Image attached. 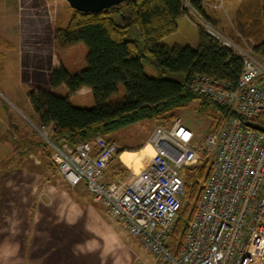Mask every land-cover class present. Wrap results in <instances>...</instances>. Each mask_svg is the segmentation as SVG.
<instances>
[{"label":"built area","instance_id":"built-area-1","mask_svg":"<svg viewBox=\"0 0 264 264\" xmlns=\"http://www.w3.org/2000/svg\"><path fill=\"white\" fill-rule=\"evenodd\" d=\"M225 1L203 4L220 9ZM184 7L192 9L188 2ZM204 31L243 62L235 83L210 75L191 80L193 95L224 111L206 137L199 139L180 120L159 126L144 147L153 151L145 167L126 180L109 181L106 173L123 150L120 145L103 136L71 145L64 137L53 138L51 125L36 131L64 180L72 187L84 185L161 264H264V132L246 126L264 118V60L248 44H235L211 24ZM206 162L210 174L196 213L171 246L167 237L184 206L182 171Z\"/></svg>","mask_w":264,"mask_h":264},{"label":"trees","instance_id":"trees-1","mask_svg":"<svg viewBox=\"0 0 264 264\" xmlns=\"http://www.w3.org/2000/svg\"><path fill=\"white\" fill-rule=\"evenodd\" d=\"M185 2L203 20L216 25L207 15L203 0H133L119 9L100 13H81L67 6L66 22L57 24L54 39L63 48L84 44L88 49L86 68L75 74L63 66L53 71V89L65 87L69 92L67 97L43 89L28 93L27 99L39 125H51L53 138L64 137L71 145L93 141L97 136L114 142L111 136L131 124L146 120L173 122L177 112L186 108L189 100L199 98L189 89L195 75L237 82L243 69L241 58L209 36L200 25H197V49L168 47L160 43L177 32V21L181 16H190ZM120 15L122 19L118 18ZM235 16L231 36L237 42L241 39L236 34L253 39L256 56L264 60V0H243ZM133 31L138 32L139 41L132 39ZM144 60L152 61L164 76L159 79L148 76ZM120 86H124V98L111 101ZM84 88L91 89L95 102L91 109L74 107L69 100ZM219 111L222 118L224 111L220 107ZM256 122L264 125V118H258ZM26 151L22 152V157ZM48 156L51 157V152ZM125 156L126 159L129 156L125 150L117 153L116 166L125 163ZM52 166L56 169L53 163ZM182 174L184 206L167 237L171 246L176 244L196 213L210 174V164L186 168Z\"/></svg>","mask_w":264,"mask_h":264},{"label":"rangeland","instance_id":"rangeland-1","mask_svg":"<svg viewBox=\"0 0 264 264\" xmlns=\"http://www.w3.org/2000/svg\"><path fill=\"white\" fill-rule=\"evenodd\" d=\"M242 1L228 0L222 8L207 7L206 12L217 26L210 24L223 36L239 46L245 47L248 44L255 51L256 42L253 39L242 38L236 34L241 39L239 43L231 36L234 34L233 20L236 19V10ZM67 6L69 4L65 0H0V144L6 146L5 150L0 151V173L5 171L13 175L14 170L17 174L20 169L23 191L27 190V186L35 185L39 190L37 202L43 206L51 205L52 202L50 181L58 186L60 181L57 178L62 182L65 180L52 166L51 157L48 156L50 148L36 131V127L40 125L34 117L27 95L38 89L51 91V75L61 66L71 74L86 68L88 49L84 44L63 48L54 39L57 24L63 25L66 22L65 17L69 11ZM188 13L189 17L181 16L178 19L177 32L164 38L160 42L162 45L198 48L197 25L204 29L205 25L210 24L194 10L189 9ZM118 18L122 19V15ZM132 39L139 41L138 32H132ZM143 66L145 73L152 78L159 79L164 76L152 61L144 60ZM56 93L67 97L69 92L65 87H60ZM124 95V86H120L111 101L121 100ZM69 100L77 108L91 109L95 106L92 92L81 96L74 95ZM178 120L202 139L212 127L218 125L221 113L216 103L199 97L189 100L187 107L177 112V118L173 122L146 120L118 131L111 139L127 151L129 156L127 159L125 156V163L120 162L119 167L116 166L117 161L111 164L106 173L107 180H115L113 174L116 170L119 180L138 174L153 155L151 147H144L154 130L159 126L169 127ZM25 150L27 154L22 157ZM9 184L10 181H4L2 177L0 192L6 194L11 188ZM71 187L69 189H79ZM80 189L86 192L85 188ZM130 244H134L139 255L136 264H161L131 237Z\"/></svg>","mask_w":264,"mask_h":264},{"label":"crops","instance_id":"crops-1","mask_svg":"<svg viewBox=\"0 0 264 264\" xmlns=\"http://www.w3.org/2000/svg\"><path fill=\"white\" fill-rule=\"evenodd\" d=\"M56 90L51 92L56 93ZM90 92L91 89L84 88L74 95ZM5 148V144H0V151ZM114 162L115 159L111 164ZM12 174L0 173V179H8L11 187L6 194L0 192V264L138 262L139 255L134 244H130V237L141 244L139 240L108 215L104 206L94 202L84 185L78 186L79 189H69L71 186L66 180L62 182L57 178L60 181L58 186L51 180L52 202L43 206L37 202L39 190L35 185L27 186L23 191L21 170L18 169L17 174L14 170ZM113 176L118 180L117 170Z\"/></svg>","mask_w":264,"mask_h":264},{"label":"water","instance_id":"water-1","mask_svg":"<svg viewBox=\"0 0 264 264\" xmlns=\"http://www.w3.org/2000/svg\"><path fill=\"white\" fill-rule=\"evenodd\" d=\"M71 8L81 13H100L110 9H119L124 4L133 0H65ZM246 126L260 132H264V127L254 123L246 122Z\"/></svg>","mask_w":264,"mask_h":264}]
</instances>
